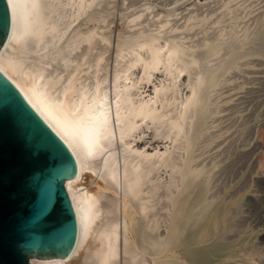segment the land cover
I'll return each instance as SVG.
<instances>
[{"label": "bare ground", "instance_id": "1", "mask_svg": "<svg viewBox=\"0 0 264 264\" xmlns=\"http://www.w3.org/2000/svg\"><path fill=\"white\" fill-rule=\"evenodd\" d=\"M7 1L0 71L78 165L76 180L65 183L76 246L65 258L30 264H194L193 246L223 233L232 207H218L214 229H205L216 164L197 163L206 152H196L217 137L209 132L216 88L238 60L264 56V45L241 51L264 38V12L248 25L252 0H192L186 14L179 0L162 11L150 0H122L127 24L113 38L103 14L113 0ZM84 19L95 24L81 29ZM147 131L163 147L139 145ZM211 247L204 251L218 249Z\"/></svg>", "mask_w": 264, "mask_h": 264}, {"label": "rangeland", "instance_id": "2", "mask_svg": "<svg viewBox=\"0 0 264 264\" xmlns=\"http://www.w3.org/2000/svg\"><path fill=\"white\" fill-rule=\"evenodd\" d=\"M113 1L115 3L109 7L115 6L114 9L109 8L110 11L103 14L114 22L111 25L114 38V33L122 30L127 24V10L122 0ZM150 1L162 11L172 8L173 5L169 4L175 0ZM179 1L177 9L179 12L183 11V14L187 13V9L195 8L192 0ZM201 2L205 3V0ZM252 2L253 15L246 20L248 25H252L253 17L264 12V0ZM195 3L199 5L200 1L196 0ZM215 4L211 3L210 7H217ZM206 8L203 7L204 10ZM84 21L85 19L81 20V29L95 24L94 20ZM228 23L229 21L226 24ZM102 26L106 25L102 23ZM263 45L264 38L254 40L241 51L247 48L260 49ZM227 77L230 80L220 84L212 97L214 99L221 96L217 100L214 99L220 102L217 109L219 113L210 119L214 121L215 127L209 132L215 133L217 137L209 146L196 152H206L197 163L204 159L206 164H216L208 181V197L215 199V203L210 219L205 223V229H214V217L216 213H221V206H229L227 209L232 207L227 210L230 217L228 212V220L224 223L226 226L223 224L219 230L223 233L216 232L219 235L212 234L215 237L211 236L208 243L207 240L202 242L204 245L199 243L193 246L195 254L202 258L194 255L197 258L194 257V264H264V56L251 55L238 60V65L226 74ZM147 132L143 139H140L139 145L146 143L149 149H153L155 145L163 147L164 142L154 138L152 131ZM210 246L211 250L217 247V251L210 254V249L208 252L204 251Z\"/></svg>", "mask_w": 264, "mask_h": 264}, {"label": "water", "instance_id": "3", "mask_svg": "<svg viewBox=\"0 0 264 264\" xmlns=\"http://www.w3.org/2000/svg\"><path fill=\"white\" fill-rule=\"evenodd\" d=\"M10 27L8 1L0 0V48ZM77 176L70 148L0 71V264L74 250L79 226L65 183Z\"/></svg>", "mask_w": 264, "mask_h": 264}]
</instances>
